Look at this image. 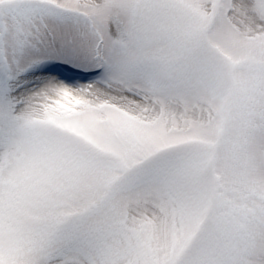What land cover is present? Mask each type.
Returning a JSON list of instances; mask_svg holds the SVG:
<instances>
[{
	"label": "snow or ice",
	"instance_id": "obj_1",
	"mask_svg": "<svg viewBox=\"0 0 264 264\" xmlns=\"http://www.w3.org/2000/svg\"><path fill=\"white\" fill-rule=\"evenodd\" d=\"M0 264H264V0H0Z\"/></svg>",
	"mask_w": 264,
	"mask_h": 264
}]
</instances>
